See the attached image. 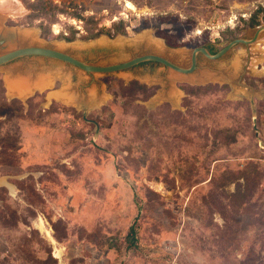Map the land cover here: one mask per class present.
Listing matches in <instances>:
<instances>
[{
    "label": "rangeland",
    "instance_id": "374dc122",
    "mask_svg": "<svg viewBox=\"0 0 264 264\" xmlns=\"http://www.w3.org/2000/svg\"><path fill=\"white\" fill-rule=\"evenodd\" d=\"M27 1L0 28V55L39 45L98 65L155 53L189 67L201 44L219 52L264 26V0ZM256 14L263 23L250 27ZM148 31L161 48L141 38ZM150 62L90 74L31 56L0 70L3 264H264V32L217 60L200 53L192 75ZM12 67L16 76L52 73L53 82L12 98ZM207 74L214 79L196 83ZM133 80L154 94L132 98ZM197 86L206 89L191 94ZM66 90L80 106L51 95ZM95 97L105 100L91 106ZM247 169L251 195L237 207V183L221 186V176ZM139 218L140 247L131 249L123 241Z\"/></svg>",
    "mask_w": 264,
    "mask_h": 264
},
{
    "label": "water",
    "instance_id": "95a60500",
    "mask_svg": "<svg viewBox=\"0 0 264 264\" xmlns=\"http://www.w3.org/2000/svg\"><path fill=\"white\" fill-rule=\"evenodd\" d=\"M5 27V24H3ZM5 29V28H4ZM20 31L21 29H11ZM264 32V26L260 27L253 38H237L232 40L227 46L221 49L217 53H211L207 47H196L192 53V63L189 67H183L175 62L171 61L167 57H164L159 54L155 53H147L143 55L136 56L132 59H129L124 62L107 64V65H98L87 62L83 59H80L70 53L54 49L51 47L39 46V45H31V46H19L10 50L3 52L0 55V70H4L7 66L14 61L24 58V57H31V56H38V57H45L51 58L59 61H63L65 63H69L74 65L90 74L100 73V74H110V73H118L120 71H127L141 63L145 62H158L165 65L168 68H171L179 73L184 75H192L194 74L199 68V54L202 53L209 59L217 60L225 56L231 49L239 44H245L247 46L257 42L260 35ZM7 82V79H6ZM196 83H204V82H196ZM8 85V84H7ZM31 97V96H30ZM6 180V179H5Z\"/></svg>",
    "mask_w": 264,
    "mask_h": 264
},
{
    "label": "bare ground",
    "instance_id": "6f19581e",
    "mask_svg": "<svg viewBox=\"0 0 264 264\" xmlns=\"http://www.w3.org/2000/svg\"><path fill=\"white\" fill-rule=\"evenodd\" d=\"M127 8L135 10L136 5L132 2H128ZM26 12V8L24 4L21 2V0H0V28L3 26L4 21H6L9 17L13 18H19L23 16ZM25 32L22 33L26 37H38L37 33L38 30L36 28H27L24 30ZM3 30L0 29V33H2ZM122 38V37H121ZM141 38L147 39L149 42H151L153 45L161 48L163 40L158 39L157 36H155L152 32L148 31L141 35ZM140 40V39H139ZM17 71V67H12L9 72L7 71L6 79L8 84V94L12 98H21L23 100L27 99L28 97L35 94L38 90H44L45 88L49 87V85L53 82V75L52 73H49L45 76H37L35 77H25L18 75L16 76L14 73ZM264 73V68L261 69ZM52 75V76H51ZM191 79H196L198 77L196 76H190ZM214 79L213 75L207 74L203 78L196 79V82H207L206 80ZM68 90V89H67ZM58 91L53 92L51 95L58 100L67 103V104H76L80 106V104H77L74 100L75 97H73L72 94H70L68 91ZM183 92L180 89H173L171 94L168 96L169 99H171L174 104H179L181 102ZM162 97V96H161ZM105 97H102L101 99L95 97L90 104L91 106H97L104 102ZM162 99H157V102L161 101ZM88 103V102H87ZM2 184H7V181L5 179L0 180V186ZM11 188H13V185H10Z\"/></svg>",
    "mask_w": 264,
    "mask_h": 264
},
{
    "label": "trees",
    "instance_id": "16d2710c",
    "mask_svg": "<svg viewBox=\"0 0 264 264\" xmlns=\"http://www.w3.org/2000/svg\"><path fill=\"white\" fill-rule=\"evenodd\" d=\"M27 5L28 1L27 0H23ZM31 6V5H30ZM263 23V20L259 17V14H256L255 16H253L249 22V26L250 27H257L259 25H261ZM125 28V26L123 24H121L117 30V32H120L121 30H123ZM168 41L170 44H172V40L171 38H168ZM188 43L185 44H174V46H181V45H187ZM204 47H207L209 49V51L211 53H217V51L215 50V48L211 47V46H206V44H201ZM197 89L198 91H203L206 89L205 86H197V87H192L190 90L191 94H194V90ZM4 84L2 81H0V97H4L3 93H4ZM126 90L128 91V95H130L132 98H139L140 96H143L144 98H150V96H152L154 94V90L153 88H149L147 85L141 84L139 81L137 80H133L130 84V86H128L126 88ZM5 98V97H4ZM33 99L29 98V101H31ZM14 101H18V99H15ZM225 133L227 134L226 136L230 137V128H225L224 129ZM234 135V134H232ZM235 136V135H234ZM235 140V137H234ZM221 179L224 181V184H221V186H227L230 185L232 183H237V191L233 194V198L234 200L237 202L235 203L237 205V207L242 206L246 201H248L250 195H251V177H250V172H248L247 170H242L239 171L238 173H232V175H222ZM242 179H245V184L243 185V183L241 182ZM247 187V188H246ZM246 188V189H245ZM137 201L138 200V196H137ZM140 203V201H139ZM141 204V203H140ZM140 207L142 208V205H140ZM140 229H141V224H140V218L136 219L135 223L131 226V228L129 229V232L127 234V237L124 239L123 241V245L131 248V249H138L140 247ZM114 241V240H113ZM113 247L114 246H118L117 242H112L111 244ZM0 264H3L2 260L0 259Z\"/></svg>",
    "mask_w": 264,
    "mask_h": 264
},
{
    "label": "flooded vegetation",
    "instance_id": "af4514ba",
    "mask_svg": "<svg viewBox=\"0 0 264 264\" xmlns=\"http://www.w3.org/2000/svg\"><path fill=\"white\" fill-rule=\"evenodd\" d=\"M208 50H209V49H208ZM50 59H51V58H50ZM151 62H152V61H151ZM151 62H150V63H151ZM152 63H158V62H152ZM141 64H143V63H141ZM141 64H139V65H141ZM160 64H161V63H160ZM135 67H136V66H135ZM133 68H134V67H133ZM131 69H132V68H131Z\"/></svg>",
    "mask_w": 264,
    "mask_h": 264
}]
</instances>
